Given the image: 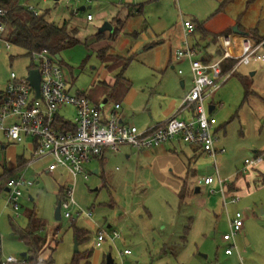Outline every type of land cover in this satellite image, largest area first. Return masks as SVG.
<instances>
[{
  "label": "rangeland",
  "instance_id": "obj_1",
  "mask_svg": "<svg viewBox=\"0 0 264 264\" xmlns=\"http://www.w3.org/2000/svg\"><path fill=\"white\" fill-rule=\"evenodd\" d=\"M25 1L38 12L47 10L48 20L59 24L68 18L77 28L81 42L59 53L65 76L69 77V91L83 92L97 104L112 93L118 94L120 88L129 87L122 106L128 111L127 122L139 129L146 126L144 122L152 114L163 111L179 90L183 92L179 85L182 75L177 69L185 67L184 74L190 76L188 64L170 68L176 59V47L183 45V19L201 23L212 18V22L221 24L237 21L264 36V0H226L216 13V0ZM80 6L85 9L78 10ZM139 6L140 11L135 12ZM87 13L91 20L86 19ZM105 23L118 28L113 40L108 38L109 31L97 36ZM107 44L112 47L99 56L97 49ZM168 59L171 62L165 67ZM29 63L21 48H3L0 88L10 71L25 75ZM257 66L254 74L251 64L241 66L206 101L212 97L217 103L212 114L216 125H222L217 144H222L225 151L215 157L217 175L211 157L200 150L191 155L183 142L107 149L102 160L94 158L85 165L87 179L80 175L73 179L62 168H58V177L42 172V162L11 173L9 176H24L32 184L27 185L28 191L23 189L17 212L9 204L1 208L5 196L0 192L2 264H21V254L28 250L19 235L27 227L26 210L36 216L34 234L42 240L39 264H68L77 251H91L90 264H101L108 253L113 264H264V183L250 176L252 171L258 173L253 167L240 173L244 159L253 156L255 150L264 158V64ZM120 72L123 78L117 77V84L110 86L109 81ZM240 76L245 78L246 88ZM67 117L71 119L70 114ZM7 158L6 164H13L12 154ZM2 159L0 155V162ZM261 165L257 169L264 173V160ZM207 175L214 177L212 184L202 182ZM217 176L226 182V194L239 195L236 202L219 191ZM59 186H63V196L68 187L72 188V218L63 217V207L60 219L54 217ZM195 186L199 191H194ZM86 211L91 215L85 216ZM235 212L241 213L243 224L234 237L232 253L226 255L224 249L230 243L222 240V235L229 231L228 219ZM75 228L86 231L77 251ZM98 228L106 233L100 246L95 245ZM112 230L119 233L114 241L108 237ZM124 248L129 254L121 253ZM9 255L14 261L5 263Z\"/></svg>",
  "mask_w": 264,
  "mask_h": 264
},
{
  "label": "built area",
  "instance_id": "obj_2",
  "mask_svg": "<svg viewBox=\"0 0 264 264\" xmlns=\"http://www.w3.org/2000/svg\"><path fill=\"white\" fill-rule=\"evenodd\" d=\"M26 6L34 14L38 13L33 6ZM3 14L4 11L0 9V51L11 46L10 41L4 37L5 23L1 17ZM86 18L91 19V15L87 14ZM183 28V45L176 49L175 56L188 61L192 86L182 96L176 109L164 120L143 129H139L134 124L120 122L118 102L112 103L106 111H103L101 105L93 103L86 94L71 93L61 62L55 59V54L42 48L26 54L30 58V63L25 75H17L14 71H10L3 87L0 88V139L4 138L14 143H21L27 137L32 139L34 143L32 155L26 164L46 160V170L53 172L62 168L73 179L78 175L87 179L85 165L94 158L101 159L106 148L113 151H117L123 145L138 149L148 148L177 139L198 146L202 153L211 157L214 173L217 175L215 157L223 153L225 148L217 144L216 118L208 112L206 101L237 71L240 65L249 64L254 60L264 61V53L260 50L264 40L243 44L242 48L238 45L241 50L235 53L232 35L222 34L219 36L221 45L219 57L204 61L197 56L196 49L187 41V35L194 29L192 22L184 20ZM229 59L232 62L223 66ZM33 68L38 69L40 74L39 97L35 96V91L26 78L28 71ZM65 107L73 108L71 119L61 114V110ZM261 161L262 156L258 153L245 158L240 173L246 172ZM9 175L4 174L0 179H4L3 186L7 189V203L17 212L20 207L19 198L30 181ZM213 181L212 175L202 178L204 184H212ZM216 181L224 197L230 196V202L238 200V194H226L224 180L217 176ZM73 204L72 188L68 187L64 198L60 201L63 217L72 218L69 207ZM79 213L77 211V214ZM83 214L91 215L89 211ZM242 224L240 212H235L229 218V231L222 235V240L230 243L224 249L225 254L232 253L234 237ZM108 237L114 241L119 238V233L112 230ZM105 238L106 233L98 228L95 245L100 246ZM129 252V249L124 248L121 253L125 255ZM13 261V256L9 255L5 258V263Z\"/></svg>",
  "mask_w": 264,
  "mask_h": 264
},
{
  "label": "crops",
  "instance_id": "obj_3",
  "mask_svg": "<svg viewBox=\"0 0 264 264\" xmlns=\"http://www.w3.org/2000/svg\"><path fill=\"white\" fill-rule=\"evenodd\" d=\"M216 1H218L219 2V5H220V3H222L224 0H216ZM131 6H133V5H131ZM221 8H222V6H221ZM221 8H219V6H218V8L216 9V11L214 13L220 11ZM87 14H89V13H87ZM91 19H92V17H91ZM91 19H87V20H91ZM184 20L191 21L194 27L196 26V24L199 23V22H195V21H193L191 19H183L182 20V23H181L182 24V31L183 32H184V28H183V21ZM109 24L112 27L111 30L105 29V30H103L101 32L97 31V33H104V32L109 31L110 34H111L112 31L114 30V27L112 26V23H109ZM200 24L202 25V29L201 30L200 29H196V27H195L194 31H192L189 35H187V41H188V43H189L190 46H192V47H194L196 49L197 56L198 57H201L204 61H211V60H214L217 57H219V55L221 53V45H220L219 36L222 35V34H231L232 35L233 42L235 44V48H234L235 53L236 52H240V50H241L240 47L242 48V45L243 44L245 45V44H251L253 42H256L257 40L255 38H261V40H264V36L259 35L258 32H256V30L254 28H251L249 26L248 27L242 26L237 21H235L234 23L227 22V23H222L221 24V23H216L215 21L212 22V18H209V19H206V20H202V22ZM233 27H236V29H238L240 31V33L234 32L233 31ZM214 36H215V38H214ZM189 37H190V40H189ZM105 38H107V37H105ZM108 38H109V36H108ZM110 39L113 40L114 38H110ZM100 40H102V39H100ZM100 40H98V41H100ZM261 40H259V41H261ZM110 44H107L106 46H108L109 48L112 47ZM181 44H182V42H181ZM152 45H150V46H152ZM180 46L176 47V49L180 48ZM102 47H104V46H102ZM102 47H100V48H102ZM176 49H175V51H176ZM260 50H261L262 53H264V43L262 44V47H261ZM175 51H174V57L176 58ZM175 60H174V64H171L170 65V68H173L175 64H178L179 66H183V67L186 64H188V66H189V63H188V61L186 59H178V58H176ZM60 62L62 64V60ZM170 62H171V60L168 59L167 62L164 63L166 65L165 67H168V65L170 64ZM226 62H224L223 66H225ZM250 64L253 67V68L250 69L251 70V74H254L257 71L256 70V68H258L257 65L264 64V61L254 60V61H251L249 64L240 65L238 67V69L241 66H249ZM184 68L183 69H181V68H178L177 69V73L180 74V76L182 75L180 77V80H179V85L183 89V92L179 90L177 92V95L176 96H172V98L170 99V102L167 104V106L165 107V109L163 111H161L159 113L157 112L155 114H152V116H150V118H149V121L145 120L144 123L146 124V126L144 128L149 127V126H151V125H153L155 123H158V122L164 120L166 117H168L176 109V107L179 105V102H180L182 96L187 91H189V89L191 88V86H192V74H191V71H190V67H189V71H190L189 74H190V76L185 75L186 74V70ZM260 69H262V67ZM178 70H181V72H178ZM237 73L238 72L236 71L234 74H237ZM117 77H120V76H118V74H116L114 81H112V80L109 81L110 82L109 83L110 86L117 84V82H118L116 80ZM185 77H186V79H185ZM239 78H240V80L242 82V85H243L244 82H245V78L243 76H240ZM66 79H67V82L69 83L70 82L69 81V77L68 78L66 77ZM187 83L189 84V88L186 87V84ZM243 87H244V85H243ZM120 89H122V90H120V91L118 90V94H116V95H115V93H112L113 95L112 94L111 95L108 94L110 97L108 96V97L102 99L97 104H101L104 101V103L102 104L101 107H102L103 111H106L107 108L112 103L118 102L120 104V109L118 111V120L120 122H122V123H128L127 122V119H128L127 118L128 117L127 116L128 115V111H127V108L126 107L123 109L122 100H126V95L128 93L129 87H127V86L125 87L124 86V88L122 87ZM76 92H80V91H76ZM111 96H113V97H111ZM211 99L212 100H209V102L207 103V106H211V112L210 113L212 114V112L217 108L218 105H217L216 102H214V100H213L212 97H211ZM126 106H128V105H126ZM68 113L70 114V117L72 118V116H73V108H71V107H65V108H63L61 110V114L65 115L66 117H67V115H69ZM221 127H222V125H220V126L215 125L216 134H218V132L221 129ZM218 140H219V137H218ZM177 142H182V141L176 139V140H172V141H170L168 143H171L172 144V143H177ZM33 144L34 143H33L32 139H30L28 137L25 138L23 140V142H21V143H14V142H11V141L6 140L4 138H1L0 139V155H1V158L3 157V159L0 162V170H1L0 177L2 175H4V174H11V173H13L14 171H17V170L26 169L27 166L32 165V164H37L38 165V163H41L42 162V163H44L46 165V163H47L46 160H39V161L32 162L31 164H26L27 160H29V158L32 155ZM185 144H187V143H185ZM16 146H19V148H17ZM156 146H158V145H156ZM187 146H188V148L190 150V154L191 155L194 156V155L197 154V152L201 153L200 152L201 150H200V148L198 146L191 145V144H187ZM221 146H223V145L221 144ZM107 149L108 148H106L105 150H107ZM105 150H104V152H105ZM9 152H12L11 154L13 156L14 162H13V164L7 165L6 163L9 162V159L7 158V155L8 156L11 155V154H9ZM255 153H258V154H260L262 156V161L260 163H258L256 166L253 167L254 168L253 170H257L258 173H256V171L255 172L252 171L250 173L251 174L250 176L251 177H254L253 180H257V181H260L261 182L260 178H261V175L264 174V173H262L261 171L259 172L258 169H259V166H262L261 164H262L264 158H263V155H262L261 152L255 150L254 153H253V155ZM6 158L8 160H6ZM103 158H104V155H103V157L100 160H102ZM37 165H36V167H37ZM45 165H44L43 169L40 170V171H42V172L44 171L46 173H51V174L54 173V175H56V177H58L60 175V173L58 172V169L55 170V171H53V172H51V171H48V170L45 169ZM257 167H258V169H257ZM207 169H210V167H207ZM93 172L96 173L97 172V169H94ZM19 177H23L24 179H26L24 176H21V175ZM26 180H28V179H26ZM28 181H30V180H28ZM237 182H238V187H240V183L242 182V179L238 180ZM30 184H32V181H30ZM24 189H26V191H28V188L27 187H25ZM238 189H237V193H238ZM0 192L5 196V199L3 198V203L1 202L2 203V207L1 208H3L4 203H5V205H8V203L6 201L7 189H6V187L3 186V183H0ZM28 196H29L30 199H32V196L31 195L28 194ZM1 208H0V213H1ZM27 211L28 210H26V213H27ZM226 255H228V254H226ZM105 260H106V257H105ZM112 261H113V259H112Z\"/></svg>",
  "mask_w": 264,
  "mask_h": 264
},
{
  "label": "trees",
  "instance_id": "obj_4",
  "mask_svg": "<svg viewBox=\"0 0 264 264\" xmlns=\"http://www.w3.org/2000/svg\"><path fill=\"white\" fill-rule=\"evenodd\" d=\"M224 1L220 3L219 8H221ZM26 5L25 0H0V9L4 11V14L1 16L5 23L4 37L10 41L11 45L21 48L25 54L42 48H46L53 54H56L81 42L76 35L77 28L69 24L68 18L63 19L61 23L56 24L46 18L47 10L34 14L28 10ZM138 11H140V6L135 10V12ZM195 27L196 29H202L200 23L196 24ZM117 31L118 28H114L109 38H113ZM97 36H100V33H98ZM255 39L257 41L261 40V38ZM105 49H108V46L97 49L98 55L103 56ZM126 62L127 61H125V64ZM231 62L232 60L229 59L226 64H230ZM125 64L121 68V71L124 69ZM118 76L122 77L121 72ZM243 85L244 88H246L245 82ZM260 180L264 183V174L261 175ZM180 188H183V186ZM63 194L64 189L60 186L57 193V201L63 199ZM26 218V230L25 232H19L20 239L28 246L26 255L21 258V264H39L40 259L38 257V251L42 240L34 234L33 227L35 225L34 218H36V216L29 210L26 213ZM74 235L77 243L80 244L86 238V231L75 228ZM90 255L91 251H84L82 253L77 251L74 253L68 264H90ZM0 264H2L1 261ZM101 264H113V262L107 263L104 258L102 259Z\"/></svg>",
  "mask_w": 264,
  "mask_h": 264
},
{
  "label": "water",
  "instance_id": "obj_5",
  "mask_svg": "<svg viewBox=\"0 0 264 264\" xmlns=\"http://www.w3.org/2000/svg\"><path fill=\"white\" fill-rule=\"evenodd\" d=\"M85 9V6H81L78 8V10H84ZM108 30H111V25L110 24H107L105 23L101 28L98 29L99 32L107 29ZM233 31L234 32H237V33H240V31L238 29H236V27H233ZM55 59L58 60V61H61V57L59 55V53H56L54 55ZM27 80L29 82V85L34 89L35 91V96L36 97H39L40 96V92H39V80H40V74H39V70L36 69V68H33V69H30L28 71V74H27ZM104 103V101L100 104L102 106V104ZM208 112L210 113L211 112V106H208ZM194 191H199V187L198 186H195L194 187ZM60 201H57L56 205H55V208H54V217L55 219H60ZM107 227H109V225H107ZM77 246H78V243L76 241V238H74V249L75 251H77ZM22 256H25L26 253L23 252L21 254ZM106 262L107 263H111L112 262V258L110 256V253H108L106 255Z\"/></svg>",
  "mask_w": 264,
  "mask_h": 264
}]
</instances>
